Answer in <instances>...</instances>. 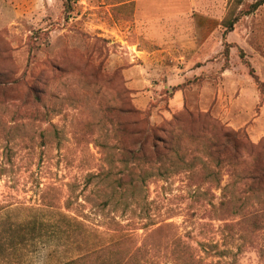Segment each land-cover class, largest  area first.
<instances>
[{
	"label": "rangeland",
	"instance_id": "374dc122",
	"mask_svg": "<svg viewBox=\"0 0 264 264\" xmlns=\"http://www.w3.org/2000/svg\"><path fill=\"white\" fill-rule=\"evenodd\" d=\"M146 1L0 0V264H264V5Z\"/></svg>",
	"mask_w": 264,
	"mask_h": 264
},
{
	"label": "trees",
	"instance_id": "16d2710c",
	"mask_svg": "<svg viewBox=\"0 0 264 264\" xmlns=\"http://www.w3.org/2000/svg\"><path fill=\"white\" fill-rule=\"evenodd\" d=\"M262 5H264V0H257L255 3L251 4L249 6L248 13H254L257 11ZM237 19L227 20L224 22V26L227 31H232L234 28V25L236 24ZM140 164H133L130 172L126 177L127 180L120 177L117 180L113 179L114 184L120 187L123 186H133L135 183H137L140 179H144L148 176H141V171L139 172V166ZM120 243L119 244H107L100 247H96L91 250H86L80 255L68 259L62 264H140V260L136 259L135 254L140 252V249H138L134 255H130V251L122 248L123 250H120ZM133 262V263H132Z\"/></svg>",
	"mask_w": 264,
	"mask_h": 264
},
{
	"label": "crops",
	"instance_id": "0c3cea01",
	"mask_svg": "<svg viewBox=\"0 0 264 264\" xmlns=\"http://www.w3.org/2000/svg\"><path fill=\"white\" fill-rule=\"evenodd\" d=\"M143 1H144V0H136V6H137L138 9H139L140 6L143 5ZM146 2H147L148 4H151V5H153V6L156 7V1H155V0H149V1H146Z\"/></svg>",
	"mask_w": 264,
	"mask_h": 264
}]
</instances>
